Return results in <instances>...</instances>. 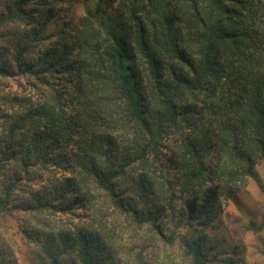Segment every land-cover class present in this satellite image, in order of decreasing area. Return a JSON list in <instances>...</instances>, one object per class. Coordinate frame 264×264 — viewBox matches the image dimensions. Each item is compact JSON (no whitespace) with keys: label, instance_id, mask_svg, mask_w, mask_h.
I'll return each instance as SVG.
<instances>
[{"label":"trees","instance_id":"trees-1","mask_svg":"<svg viewBox=\"0 0 264 264\" xmlns=\"http://www.w3.org/2000/svg\"><path fill=\"white\" fill-rule=\"evenodd\" d=\"M79 2L82 14L70 15ZM9 7L0 25L25 23L33 32L1 33L13 43L0 76L44 80L49 100L4 119L0 264H21L18 253L25 264H148L162 244L177 245L190 264H240L244 257L233 254L244 251L245 234L259 238L252 264H264V204L234 238L218 233L224 203L249 178L264 194L256 168L264 170V0ZM52 18L60 28L43 34ZM65 76L81 97L52 84ZM40 172L52 173L45 192L32 183ZM108 204L129 221L131 237L144 227L151 237L112 243L105 207L99 213Z\"/></svg>","mask_w":264,"mask_h":264},{"label":"rangeland","instance_id":"rangeland-1","mask_svg":"<svg viewBox=\"0 0 264 264\" xmlns=\"http://www.w3.org/2000/svg\"><path fill=\"white\" fill-rule=\"evenodd\" d=\"M12 1L13 0H0V13L8 10L10 8L9 4ZM60 9H64V4H62ZM82 12L83 5L79 2L75 5L70 15H76L77 17L81 15ZM62 13H64V15ZM62 15L65 19L64 11H61V14L59 16L62 17ZM52 19L53 21L51 23L42 26L43 34L48 32L56 33L60 28L62 20L59 18ZM7 30H11L13 32H15V30H18L23 33L27 31L30 35H32L33 32L28 24L19 22H11L0 25V35L3 32L6 33ZM12 43V36H7V34H5L4 36H0V63L7 60V50L11 48ZM34 57L35 54H30L27 57V60H32ZM68 77L69 76H65L64 79L54 77L51 81L52 84L56 87L64 85V90L68 91L64 93L65 96L70 93L78 98L81 97L82 93L80 91V87L72 85V83L68 80ZM34 81L35 80H33L32 76H29L28 73L22 75L16 72L14 76L11 77L0 76V116L4 115V117H0V137H2V128L5 116L9 117L15 115L25 108L39 105L49 100V86L46 85L47 82L41 80L42 84L40 86H37L36 84H34ZM81 104L88 107L89 102L83 100ZM68 109L74 114L76 113L78 106L76 104L74 107H68ZM6 120L7 119H5V121ZM94 121L95 120H93V122ZM109 130L111 131V137H124L121 136L120 130H115L113 128H110ZM86 134L87 137H91L92 132L88 131V133H85V136ZM176 135H178V132L169 133V137H175ZM180 136L181 135H179V137ZM98 137L105 136L99 135ZM7 167L10 168V166ZM256 168L260 176L264 177L263 166L257 165ZM61 173L62 171L60 169L56 171L57 175ZM51 179L52 173L40 172V174H37L33 178L32 183L36 189H39L41 192H45L48 190V182ZM263 204L264 194L261 192L255 180L249 178L242 186V188L223 205L221 211V228L218 232L220 235V240L222 237L221 235H226L230 238H234L235 230L238 226L247 221L249 218H258ZM104 207L106 213V222L108 224V236L110 240H112V243H114L116 246L120 245L122 247V245H125L127 243L138 246V244L142 243V236L147 235L151 237V234L147 231L146 227H144L142 230H139V232L134 237H131V225L129 224V221L121 214H117L118 219H116L115 211L109 204L103 205V213L102 211L99 212L101 215L104 214ZM111 226H113L115 230L112 229ZM109 231L111 232L110 234ZM243 239L246 244L244 251L242 252V254L233 255L236 258H238L240 255L244 257V260H240V264H252V261L256 258H260V255L255 251V247H251V243L257 245L259 242V238L250 239V236L245 234L243 235ZM261 240L264 243V236ZM226 247L229 246L227 245ZM222 248L224 247L222 246ZM156 250L157 249L153 251V258H145V261L148 262V264H190V257L187 256L186 253L177 245L162 244L161 248L158 249L157 252ZM24 259H26L25 254L18 253V260L21 262V264H25Z\"/></svg>","mask_w":264,"mask_h":264}]
</instances>
